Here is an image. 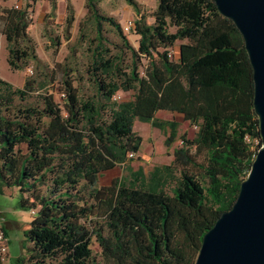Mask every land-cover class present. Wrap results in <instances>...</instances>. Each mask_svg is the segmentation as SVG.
<instances>
[{"label":"trees","instance_id":"trees-1","mask_svg":"<svg viewBox=\"0 0 264 264\" xmlns=\"http://www.w3.org/2000/svg\"><path fill=\"white\" fill-rule=\"evenodd\" d=\"M126 1L138 12L135 0ZM95 3L86 0L100 47L92 52L89 69L95 96L81 97L64 73L61 104L43 93L41 105L13 108V97L31 91L33 80L12 87L0 77V193L15 188V207L31 212L20 241L28 256L18 254L9 264H98L91 255L92 234L103 264H193L203 232L231 206L260 144L242 37L212 0H156L151 22L142 14L132 22L136 51L119 23ZM29 22L25 6L0 14L11 69L36 58ZM103 22L135 57L139 52L148 58L146 78L137 71L138 59L124 69L121 58L108 53L101 43ZM182 38L177 58H170L167 47ZM119 89H132V98L113 99ZM139 106L179 112L196 126L191 139L180 135L182 145L173 148V155L199 171H180L171 194L164 188L172 177L167 164L147 174L138 167L128 181L97 184L103 171L125 163L137 150L140 136L132 121ZM151 123L167 125L165 141L173 140L175 120ZM250 140L256 141L254 147ZM190 145L205 150L203 163L189 155ZM0 220L7 236L1 212Z\"/></svg>","mask_w":264,"mask_h":264},{"label":"rangeland","instance_id":"rangeland-1","mask_svg":"<svg viewBox=\"0 0 264 264\" xmlns=\"http://www.w3.org/2000/svg\"><path fill=\"white\" fill-rule=\"evenodd\" d=\"M138 12L126 0H96V8L99 12L111 16L117 21L126 37L127 44L131 49L137 51L138 34L130 27L124 30L123 26L132 22L139 14L144 15L147 22L153 20L152 12L156 6V0H135ZM26 7L29 12L30 22L27 32L31 38L33 50L36 54L35 59H28L26 63L17 69H11L6 62V41L0 33V77L10 83L12 87H21L25 79L33 80V88L22 98L15 95L12 99V107H23L26 105H41L40 95L50 93L53 101L61 104L62 101V79L66 74L78 90L81 97L95 96V85L89 74L92 61V52L96 46L94 22L87 10L86 0H0V14L14 7ZM67 7L71 10V20L66 21L69 13ZM102 41L101 43L109 49L110 54H116L121 58V66H131V59L136 60L138 73L146 78L148 58L137 53L135 57L131 53L130 47H124L121 38L114 28L108 23L101 24ZM169 31L174 30L173 25H168ZM186 39H175L167 47L168 56L176 59L178 56V44L185 42ZM160 50L161 48L158 47ZM140 54V55H138ZM65 73V74H64ZM133 96V90H117L112 98L116 101L130 99ZM142 117H148L144 120ZM151 119L165 120L173 119L177 122L176 134L170 143L165 141L169 128L167 125L158 127L151 123ZM132 130L140 136L139 146L131 154V158L125 163H120L110 169L103 171L97 180L98 185H108L115 178H121L128 181L132 178V171L138 167L145 174L155 165H169L172 170V177L168 178L165 184V191L171 194V187L175 184L179 172L184 170L191 173H198L197 165L184 164L174 159L173 148L182 145L180 135L191 139L195 133L196 126L184 119L179 112L165 109L152 110L150 106L138 107L132 121ZM252 147L256 141L250 140ZM23 147V145H22ZM189 155L197 164L205 161V150L201 147L188 146ZM15 188H3L0 193V212L7 226L8 249L5 260L0 264H9V254L16 256L18 254L28 256V249L21 247L20 241L23 238L21 221L19 225L9 224L10 219L20 220L21 211L15 207L17 200ZM13 193V194H11ZM31 214V212H28ZM97 219L98 218H93ZM21 223V224H20ZM90 227L93 226L89 222ZM104 232V231H103ZM91 255L98 264L104 263V258L100 253V246L95 234L90 238Z\"/></svg>","mask_w":264,"mask_h":264},{"label":"water","instance_id":"water-1","mask_svg":"<svg viewBox=\"0 0 264 264\" xmlns=\"http://www.w3.org/2000/svg\"><path fill=\"white\" fill-rule=\"evenodd\" d=\"M242 37L260 144L228 209L201 237L193 264H264V0H212Z\"/></svg>","mask_w":264,"mask_h":264},{"label":"built area","instance_id":"built-area-1","mask_svg":"<svg viewBox=\"0 0 264 264\" xmlns=\"http://www.w3.org/2000/svg\"><path fill=\"white\" fill-rule=\"evenodd\" d=\"M13 6L18 7V5L16 3ZM130 27H131L130 22L126 23L123 26L124 30H127ZM128 155H131V153H128ZM7 249H8L7 236L4 234L2 222L0 220V260H1V262H3L5 260V255L7 253ZM25 264H28V263H25Z\"/></svg>","mask_w":264,"mask_h":264},{"label":"crops","instance_id":"crops-1","mask_svg":"<svg viewBox=\"0 0 264 264\" xmlns=\"http://www.w3.org/2000/svg\"><path fill=\"white\" fill-rule=\"evenodd\" d=\"M18 210L21 211V213H20V220H18V219H10L9 220V224L16 223V224L19 225V221H21L22 224L20 223L21 224L20 226L23 229V228H25L27 226V221L30 219L31 215L28 214L29 211H27V210H21V209H18ZM5 224H7V223H5ZM3 226H4V222H3ZM13 257L14 256H12L11 254H9L8 259H9V261L11 263H12V258Z\"/></svg>","mask_w":264,"mask_h":264},{"label":"clouds","instance_id":"clouds-1","mask_svg":"<svg viewBox=\"0 0 264 264\" xmlns=\"http://www.w3.org/2000/svg\"><path fill=\"white\" fill-rule=\"evenodd\" d=\"M32 215H33V218H35V215H36V213H35V212H33V214H32Z\"/></svg>","mask_w":264,"mask_h":264}]
</instances>
